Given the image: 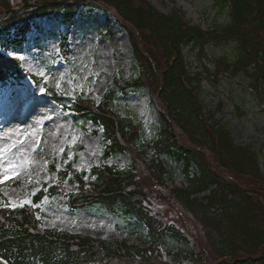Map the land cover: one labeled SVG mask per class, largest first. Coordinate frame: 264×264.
Wrapping results in <instances>:
<instances>
[{"label":"trees","instance_id":"16d2710c","mask_svg":"<svg viewBox=\"0 0 264 264\" xmlns=\"http://www.w3.org/2000/svg\"><path fill=\"white\" fill-rule=\"evenodd\" d=\"M215 4L225 19L205 28L190 23L181 10L162 13L149 0H0V36L10 41L14 36L17 46L39 18L55 17L71 27L92 5L114 11L140 69L139 78L118 80L117 87L126 93L146 89L162 108L158 135L148 141L142 127L114 109V91L96 105L81 96L72 101L48 87L46 94L56 103L102 127L104 157H131L122 170L105 164L94 167L89 181L87 173L69 164L60 172L61 180L71 175L70 181L79 186L68 193L66 203L75 211L99 205L120 212L144 225L146 233L137 232L132 242L127 237L45 228L33 205L4 207L0 264H264L263 150L238 144L216 119L221 109L209 110L200 99L204 74L218 82L226 75L242 77L256 96L264 97V0ZM214 44H235V61L209 55L208 47ZM67 46L65 42L63 50ZM186 46L200 58L202 69L193 74L183 54ZM30 76L37 80L0 49L1 85ZM165 157L181 166L184 184H168ZM58 188H63L62 181L49 192L57 194ZM45 194L39 192L34 202ZM156 201H173L192 214L203 231V244H192L175 223L164 220L153 208Z\"/></svg>","mask_w":264,"mask_h":264},{"label":"rangeland","instance_id":"374dc122","mask_svg":"<svg viewBox=\"0 0 264 264\" xmlns=\"http://www.w3.org/2000/svg\"><path fill=\"white\" fill-rule=\"evenodd\" d=\"M149 1L167 15L172 9L181 10L190 23L205 28L225 19V14L215 7L216 0ZM92 6L82 11L71 27H65L62 20L55 17L39 18L22 46L13 42L14 36L11 41L0 36L2 53L17 58L26 72L37 77V80L30 76L0 84V110L13 109L27 126L20 167L9 166L8 154L20 153V145L12 143L15 133L5 121L10 118L9 114L0 113V208L33 205L45 228L102 238L127 237L135 242L137 232L146 233L144 225L99 205L72 210L66 203L67 195L75 192L79 185L70 181L71 175L64 180L60 177V172L71 164L74 170L87 173L85 180L89 181L94 167L105 164L122 170L128 168L131 157L128 154L104 157L106 142L102 127L80 119L66 105L56 103L46 94L48 87L72 101L81 96L96 105L108 92L114 91V109L142 127L148 141L157 137L160 126L162 108L152 93L133 88L126 93L117 87L118 80L129 82L139 78L140 69L133 56L130 37L114 11ZM65 42L66 51L63 50ZM235 46L214 44L208 47V53L226 55L230 61H235ZM183 54L192 74L202 69L196 50L186 46ZM208 66L214 69L211 61ZM202 77L200 99L205 107L213 111L221 109L216 119L231 130L238 144L263 150L259 161L264 171V97L256 96L242 77L226 75L219 82L205 74ZM71 102L66 104L71 106ZM164 162L169 169L168 184H184L181 166L168 157ZM61 181L63 188H58L57 194L49 192V188L57 187ZM41 191L46 194L35 203ZM154 204V210L183 230L192 244L197 241L203 244V231L192 214L173 201Z\"/></svg>","mask_w":264,"mask_h":264},{"label":"bare ground","instance_id":"6f19581e","mask_svg":"<svg viewBox=\"0 0 264 264\" xmlns=\"http://www.w3.org/2000/svg\"><path fill=\"white\" fill-rule=\"evenodd\" d=\"M0 113L9 114L8 116L10 118H6L5 121L8 124V128L10 129V131L12 130L14 131L13 134L15 133L12 138V143L19 144L20 145L19 150L21 151L20 153H16L15 156H14V153L12 155L8 154L9 157H7L6 162L9 166L20 167L18 166V164L22 162L21 159L23 158L24 149L26 148V144L24 142V137L27 133L26 123L22 120V118H20V115L11 108L2 109L0 110ZM21 144H22V147H21Z\"/></svg>","mask_w":264,"mask_h":264},{"label":"snow or ice","instance_id":"6c2138e0","mask_svg":"<svg viewBox=\"0 0 264 264\" xmlns=\"http://www.w3.org/2000/svg\"><path fill=\"white\" fill-rule=\"evenodd\" d=\"M19 59H23V57H19Z\"/></svg>","mask_w":264,"mask_h":264}]
</instances>
